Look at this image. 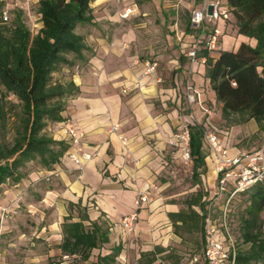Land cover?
Wrapping results in <instances>:
<instances>
[{
	"label": "trees",
	"instance_id": "1",
	"mask_svg": "<svg viewBox=\"0 0 264 264\" xmlns=\"http://www.w3.org/2000/svg\"><path fill=\"white\" fill-rule=\"evenodd\" d=\"M94 0H37L35 4L40 28L32 34L21 21V9L10 11L7 22L0 21V186L19 183L20 169L27 162L38 163L39 181L52 172L66 150L63 141L54 140L47 133L48 124L61 125L68 98L78 94L73 81L53 82L52 76L60 69L67 72L84 61L89 52L83 36L76 28L92 24L90 3ZM230 9L237 34L252 39L255 44L240 43L235 51H220L212 61L205 51L204 78L220 104V117L231 124L253 120L264 131V0H225ZM187 30V25L185 27ZM259 69V70H258ZM239 117L238 120L233 118ZM191 156L190 179L199 185V177L206 173L202 151L203 129L188 125ZM37 174V176H38ZM45 177V178H44ZM231 188V182H228ZM246 195L238 222L240 244L246 250L234 249L233 264H264V232L260 213L264 212V179L238 192L229 200L222 221L221 206L217 217H211L217 235L225 242L228 237L229 208L238 195ZM228 193L225 194L227 196ZM233 199V200H232ZM185 211L167 213L172 232L179 230L199 235L201 258L204 247L203 218L207 201L197 190L185 200ZM213 216V215H212ZM105 221H90L86 206L67 203V214L60 224L61 240L57 245L60 256L57 263L87 261L89 264H112L120 252L113 246L104 255L92 254L108 242ZM225 246V245H224ZM226 249L230 248L227 245ZM154 248L140 254L138 264H162ZM231 255V253L229 252ZM229 255V256H230ZM91 258V259H90ZM201 264H204L203 259Z\"/></svg>",
	"mask_w": 264,
	"mask_h": 264
},
{
	"label": "crops",
	"instance_id": "2",
	"mask_svg": "<svg viewBox=\"0 0 264 264\" xmlns=\"http://www.w3.org/2000/svg\"><path fill=\"white\" fill-rule=\"evenodd\" d=\"M179 1L181 5L185 2L190 3L189 0ZM95 3L89 5L92 23L98 20L94 16L93 6H98L99 3H96L97 5ZM185 10L187 30L184 29L182 37L183 41L188 43L190 8L185 6ZM97 34L92 31L84 39L89 52L84 53L82 63L73 67L75 72L73 68L71 69L68 78L77 86L78 94L66 100L64 111L60 114L61 118H68L75 129L84 134L82 149L93 154L92 159L81 169H76L63 155L60 162L53 166L47 182L42 184L38 180V188L35 186L36 192L34 193L33 189L28 202L22 200L24 189L19 183L0 186V206L9 210L14 209L15 214L18 212L28 214L23 213L24 219H19L16 224L13 220L2 219L0 230L4 232L8 231L9 227H14L15 237L19 242H28V245L32 246L34 241L35 248L39 244L45 245L44 252L30 253L24 264H38V258L40 260L59 258L60 251L57 245L61 240L60 224L67 214V203L79 202L81 206H86L90 221L99 219L105 221L107 225L130 213L134 209L133 202L137 194L144 191L150 183L159 160V150L163 148V141L159 139L149 144L147 138L150 135H147L145 125L135 122L130 117L129 107L135 98L121 97L123 96L121 94H126L129 89L134 88H137L139 93L154 95L155 86L151 81L148 82L150 77L141 74L140 65L134 67L130 63L123 64V57L116 52L114 43L102 44ZM240 38L228 51H235L240 43L248 44L250 47L255 44L252 39L243 36ZM180 48L181 55L178 61L182 67L188 68L195 91L198 84H206L209 87L208 81L204 78V65L197 60L190 61L186 57L188 45L180 44ZM219 52L209 53L212 61L217 58ZM123 89L125 92H122ZM211 94L214 99L212 91ZM111 126H116L114 132H109ZM46 130L52 139L65 142L59 125L48 124ZM119 136L125 139L123 144L119 141ZM208 158L207 156L206 160ZM209 163L211 164V158ZM40 176L38 174V179ZM31 181L33 182L32 179ZM35 184L32 183L30 186ZM178 210L180 207L177 204L168 202L154 201L142 205L138 210L137 222L131 237L126 239L118 227L113 228L112 234L110 231L108 233V242L99 250H93L94 254H107L110 248L118 244L121 248L115 262L124 264L131 253L128 252L129 248L130 251L138 248L137 246L142 247L144 251L161 248L163 253H167L169 247L175 246L179 239L173 234L166 214ZM151 211L152 213L148 215ZM158 224L162 226L158 227ZM32 227L34 228L30 232H26L25 229ZM74 264L89 262L76 261Z\"/></svg>",
	"mask_w": 264,
	"mask_h": 264
},
{
	"label": "rangeland",
	"instance_id": "3",
	"mask_svg": "<svg viewBox=\"0 0 264 264\" xmlns=\"http://www.w3.org/2000/svg\"><path fill=\"white\" fill-rule=\"evenodd\" d=\"M95 2L99 3L98 6H93L94 16L98 20L91 25L76 28L75 32L82 35L83 40L93 31L98 33V39L102 44H112L113 42L116 52L123 57V64L130 63L134 67L140 65L142 75H144L145 63L148 66L155 65L153 73L147 75L150 77L148 82L151 81V84L155 86L154 95L150 96L142 92L141 94L137 88L129 89L126 94H121L122 98H135L130 104L129 114L135 122L145 125L146 133L150 135L147 138L148 143L152 144L157 139L163 141V148L159 150L160 155L157 153L159 160L153 170V177L150 178V183L145 189L148 204L154 201L175 203L180 207V210L185 211V200L200 190L207 201L205 208H208V203H210V215L216 218V208L225 203L226 196L218 200L213 199L214 180L209 163L210 157L206 160V157L209 156L207 147L203 143L202 151L206 173L199 177V185H193L190 179L191 164H182L177 156V147L169 142L174 135L180 132L182 126L199 125L203 129V135L214 133L229 154L251 153L259 147L264 139V131L253 120L240 124H231L222 120L219 104L212 98L211 91L206 84H198L197 95L192 92L195 90V85L190 80L189 70L182 67L178 61L181 55L180 44L188 45L186 41H183L182 33L187 18L185 6L190 8V3L185 2L184 5H181L179 0H94L90 5H94ZM221 3L224 4V0H221ZM19 5L22 11V23L34 34L41 26L36 14V7L32 2L26 4L20 2ZM122 15H126L125 18H122ZM217 28L221 31L220 46L222 51H228L241 39L231 18L227 22L219 21ZM72 70L76 71L74 68ZM70 73L71 70L67 72L65 69H60L53 74L52 81L64 83ZM188 96H192V98ZM238 119L239 117L233 118V120ZM38 169V163L34 161L25 163L19 170L23 176L19 185L24 189L22 198L24 202L29 201L33 189L34 193L36 192L35 186L38 188ZM30 179L33 182H30ZM32 183L36 184L30 186ZM233 199L227 218L228 237L225 238L224 245L232 246L235 250H246L247 245L240 244L238 231L239 216L246 205V195H238ZM13 210H10L2 219L13 220V223L16 224L19 219H24L22 214L25 212L15 214ZM151 213L152 211L148 215ZM25 215L28 214L25 213ZM260 218L264 232V212L260 213ZM2 219H0V227ZM157 226L161 227L162 225L158 224ZM33 228L25 230L30 232ZM113 228L116 229V225ZM8 229L4 232L0 230L1 264H24V260L29 258L30 253L39 254L45 251V245L42 244L35 248L36 242L34 241H32V246H29L28 242H19L15 237V228L9 227ZM110 234H112V230ZM131 234L125 236L126 239H129ZM178 239L177 244L169 247L167 253L156 254L163 260L162 264H201L199 235L182 229L179 230ZM27 247L31 248L27 249ZM137 247L132 251L129 248L128 252L131 253L127 256V261L124 264H138L140 261H144V258L139 256L148 251ZM94 253L95 251H93ZM61 260L65 261L64 264H71L70 259L62 258ZM57 262L58 259L55 257L41 260L38 258V264Z\"/></svg>",
	"mask_w": 264,
	"mask_h": 264
},
{
	"label": "built area",
	"instance_id": "4",
	"mask_svg": "<svg viewBox=\"0 0 264 264\" xmlns=\"http://www.w3.org/2000/svg\"><path fill=\"white\" fill-rule=\"evenodd\" d=\"M37 0H0V21L5 23L9 19L10 11L14 8H20L19 3L32 2ZM191 7L188 12V32L189 42L186 51V57L190 60H197L203 64L205 58L199 56L200 51L209 53H217L221 50L220 37L221 31L217 28L219 21L227 22L230 19V9L227 7L225 0L224 4L221 0H189ZM129 12V9H127ZM126 15H122L125 18ZM154 64L144 65V75H151L154 71ZM189 88V87H188ZM125 92V89L122 90ZM195 95L197 92L192 91ZM192 98V96H188ZM61 131L65 137L66 150L63 155L76 167L81 169L89 162L93 154L87 153L82 149V140L84 134L75 129L68 118H65L60 125ZM116 126H111L109 132H114ZM123 144L125 139L118 137ZM189 134L187 126H182L180 132L174 135L169 144L177 147L179 160L184 165L192 163L189 150ZM202 143L205 144L208 150V157L211 158L212 174L214 180L213 199L218 200L226 196L225 203L221 206L222 221L224 212L230 198L238 191L260 182L264 179V139L259 147L251 152H235L229 154L221 145L218 137L214 133L202 135ZM52 172L44 175L49 177ZM44 177V178H45ZM231 182L232 187L228 186ZM148 203L146 190L137 194L133 205L134 209L120 217L116 222L109 224L108 231L113 229V226L119 228L124 236L131 234L137 222V212ZM209 204L203 218V238L204 247L202 249V259L204 264H233L232 247L226 249L223 241L217 235V230L211 220L209 212ZM10 210L7 207H0V219L7 215ZM231 253V255L229 254ZM230 255V256H229Z\"/></svg>",
	"mask_w": 264,
	"mask_h": 264
}]
</instances>
